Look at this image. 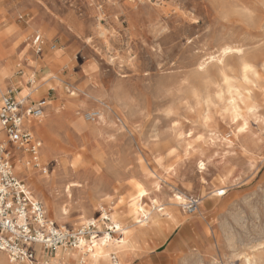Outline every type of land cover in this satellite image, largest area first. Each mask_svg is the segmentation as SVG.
Instances as JSON below:
<instances>
[{
	"label": "rangeland",
	"instance_id": "374dc122",
	"mask_svg": "<svg viewBox=\"0 0 264 264\" xmlns=\"http://www.w3.org/2000/svg\"><path fill=\"white\" fill-rule=\"evenodd\" d=\"M37 35L44 40L39 55L33 45ZM219 38L243 46L264 78L263 0H0V43L6 51L12 49L9 59L14 63L5 93L22 90L25 96L47 73L60 74L67 91L77 92L78 97L69 100L63 93L59 104L76 105L80 114L90 115L99 107L92 95L102 94L126 118L124 122L105 109V121L94 123L104 139V166L81 165L76 175L58 182L55 189L38 185L35 191L25 181L50 219H54L50 203L67 204L68 181L83 186L72 190L73 203L68 205L71 219L77 220L80 211L75 206L82 203L91 209L92 182L87 173L100 178L101 184L116 186L118 194L112 188L109 194L124 199L134 194L127 184L132 178L145 185L159 204L167 205L170 196L182 192L199 199L201 206L195 213L184 209L187 219L165 241L156 231L139 239L140 247L128 258L117 256L122 264H245L246 257L257 255L260 260L264 254V89H256V113L246 114L248 129L240 133V119H234L217 97L223 87L220 60L224 59L228 76L238 81L240 59L236 54L220 57ZM43 55L57 58L35 67L30 64V56ZM52 83L41 84L39 90L46 93L37 101L47 97L57 103ZM206 98L211 101L209 110L203 105ZM62 128L59 133L65 132L66 124ZM17 150L11 151L14 173L24 183ZM198 160L206 164L202 174L196 167ZM154 173L162 177L157 192ZM111 175L125 178L124 186ZM144 203L153 206L151 200ZM80 225L73 221L66 226L77 230ZM58 251H42L43 261H50Z\"/></svg>",
	"mask_w": 264,
	"mask_h": 264
},
{
	"label": "bare ground",
	"instance_id": "6f19581e",
	"mask_svg": "<svg viewBox=\"0 0 264 264\" xmlns=\"http://www.w3.org/2000/svg\"><path fill=\"white\" fill-rule=\"evenodd\" d=\"M32 31L34 30L32 29ZM45 34L47 38L50 37L49 33L46 30ZM217 44L219 47L220 57L225 58L226 56L228 57V55L231 56L233 54H236V56L238 55L240 59V75L238 81H235L234 79H231L228 76V73L225 69L226 66H224L223 63L224 59L220 60L222 63L220 74L222 76L221 81H223V87H221L220 91L217 93V97L220 102L224 101V103L226 104V110L231 113L234 119H240L241 124L239 131L240 133L244 134L248 129V121L246 118V114L256 113L257 107L255 104L254 95L256 89H264V78L262 77L261 73L255 68L251 59L245 55L243 46H240L234 41L226 40L225 38H219L217 40ZM3 45L4 43H0V80H5V82L3 84H0V94L4 92L3 90L6 85V80L11 76L10 70H13L14 68V63L11 62V59H9L12 55V49L6 51L7 48ZM24 51L26 50L24 49ZM21 53H23V51ZM29 58L31 59L30 64L35 67V65H37V63L41 61L52 62V59H56L57 55H53V58H50V56L46 57L45 55L34 58L33 56H30ZM200 67L203 71V65H201ZM47 81H53L52 86L53 89L56 91V97L58 98V101L57 103L50 101L49 107L47 108L45 115L36 124L39 128L38 131L44 137L45 140V149L40 152L39 164L42 168L47 170L48 174H43L40 170L35 171L32 163L30 162V157L28 154L22 153V155H20V152L18 150L14 151L16 155L17 164L20 165V177L24 179V181H27L28 184L31 185V187L35 191H38V185L43 186V188H45V186L51 185V188L55 189V185L58 182L66 180L69 177L71 178L76 172L77 167L81 165L89 167L92 162H95L101 166H104V164H106L105 151L101 142V140L104 139H101V137L98 136V134L96 133V125H94V123L98 119L100 120L99 123L105 121V109H108V111H112L113 114L115 113L122 121L126 122L125 115L123 114V111L120 110L121 108L119 109L116 104H113L108 100L104 99L105 95L102 96L101 93V95H92V98L95 99L97 103H99V107L96 112H91L90 115H86L83 113L80 114L79 109H77L78 107L76 105L73 106L70 104H59L61 94L63 93L65 94V96H67V99L69 100H73L74 97L78 95L77 92H74L72 90L67 91V89L64 87V81L61 79L60 74L50 72L47 73L43 82L29 89L26 92L25 96L28 97V99L32 98L36 100L44 92L43 90H39L41 84L47 83ZM118 102H120V100ZM203 105H205L206 109L209 110V108L211 107V101L206 98L205 100H203ZM108 119L110 120L109 116ZM65 124V132L59 133L58 131H60V129L64 130L62 127H64ZM106 130H108V128ZM117 132L118 131H116V133ZM0 139H2V133H0ZM105 140L108 141L107 139ZM4 143L6 146L7 141ZM84 146H86V151L83 154L80 153L79 150ZM111 148L112 146L109 149ZM109 154H111L110 151ZM109 154H107V156ZM156 161L158 164H161L162 159L157 158ZM201 165H203V167H201ZM196 167L200 174H202L206 170V164L203 160H198ZM36 173H40V175L35 176ZM153 175L155 177V187L153 186V188H155L157 192L160 190L159 183L162 180V177L158 174L156 175L155 173ZM87 176L90 177L89 180L92 182L89 190L92 192V198H90L91 209L87 207L86 204L80 203L77 207H75L76 210L80 211V216H78L79 218L77 220L71 219L69 211L71 207L69 208L68 205H71L73 203L72 190L74 188L83 187L80 183H76V180L75 182L68 181L69 184L67 185L65 183L66 186L64 187V197L66 198L65 200L67 204L65 203L63 205H60L50 203V206L54 216L53 220L57 223L67 225L74 221L78 224H81V227L90 222L97 223V228L99 231L98 238L93 240V244L85 241L79 247L73 248L69 252H63L62 249H59L57 257L51 262L47 263L46 261L44 262L42 259L43 255L40 248L41 246L39 247L37 245L36 257L37 260L40 261V264H64L65 262H68L69 264H122V262L119 260V258H117V256H120L122 258H128V255H130L134 251L136 246H139V239L146 237V235L150 231L160 232L159 234L161 235L162 240L165 241L168 235L172 233L174 229H176L188 217L187 215H185L186 213L183 212V210L186 209L187 201L190 199L189 196H187L185 193L180 192L179 194H174L170 196L167 205L159 204L161 201L158 200V198L152 197L151 192L145 187V185L139 182V180L130 178V180L127 181V184L132 188L134 194L125 199L122 197L118 198V196H116L118 192L116 191L119 189H117L116 186H110L109 184H106L104 182H102L101 184L102 180L96 175H92L91 172L87 173ZM112 177L116 180L117 184L120 187L124 186V181H126L125 178L119 175H115ZM145 177L147 176L145 175ZM89 180L87 181L89 182ZM60 186L62 187V185ZM25 188L28 191L30 190V188L26 184ZM111 188L112 191H115L116 195L109 194L108 191L111 190ZM141 192H143V195L141 194ZM81 194H83L82 191ZM33 197L36 200L38 199L36 198L37 196ZM145 200H151L153 206L147 208L144 203ZM92 211L98 213L99 216L93 218L90 214ZM104 218L108 219L109 222H106ZM128 220H130V223H127ZM66 225L60 226L65 227ZM103 226H106V228H113L114 236L110 237L107 232L103 229ZM149 228H151L152 230ZM259 249L263 248L261 247ZM6 255L7 254L0 252V264H9L8 262L14 264V262H12L10 259L9 261H6ZM261 256L262 257H260L259 261L256 260L259 257L258 255L255 259L253 256L246 257V263L264 264V254Z\"/></svg>",
	"mask_w": 264,
	"mask_h": 264
},
{
	"label": "built area",
	"instance_id": "2783aa9c",
	"mask_svg": "<svg viewBox=\"0 0 264 264\" xmlns=\"http://www.w3.org/2000/svg\"><path fill=\"white\" fill-rule=\"evenodd\" d=\"M33 45L39 55L43 51L44 40L37 35ZM47 107L46 98L31 103L17 97L12 90L0 97V127L7 137V144L28 154L33 167L43 174L47 170L39 164L42 141L25 123L41 119ZM11 155L10 149L0 142V252L7 254L14 263L38 264L34 246L51 252L77 248L85 241L93 244V240L98 238L97 223L90 222L72 230L53 222L44 204L34 199L24 183L15 176ZM200 205L199 199L190 198L186 209L195 213ZM105 231L110 237L114 236L113 228H106Z\"/></svg>",
	"mask_w": 264,
	"mask_h": 264
},
{
	"label": "crops",
	"instance_id": "0c3cea01",
	"mask_svg": "<svg viewBox=\"0 0 264 264\" xmlns=\"http://www.w3.org/2000/svg\"><path fill=\"white\" fill-rule=\"evenodd\" d=\"M21 71H19V73H20ZM12 76V75H11ZM10 76V77H11ZM24 77V76H23ZM3 81V83L5 82V80H2ZM3 83H1V80H0V84H3ZM5 92H3V93H1L0 94V97H1V95H3ZM21 93H22V90L18 93L17 91H16V95H17V97H20V98H26L29 102H31V103H33V102H37V100H30V99H28V97H26V96H23V95H21ZM46 99L48 100V107H49V103H50V99L49 98H47L46 97ZM56 100H58V98H56ZM56 100H54V101H56ZM47 107V108H48ZM47 110V109H46ZM46 113V112H45ZM40 120V119H39ZM39 120H31V121H26V127H28V128H30L34 133H35V135H36V137H38L44 144H43V147H42V150L40 151V152H42L44 149H45V140H44V137L40 134V132L38 131V125L36 124ZM0 133H2V139H0V142H2V143H4V142H8V140H7V137H6V135H5V133L2 131V128L0 127ZM5 144V143H4ZM9 145V146H8ZM8 145H6L9 149H10V151H12V149L14 148L15 149V147L13 146V145H11V144H8ZM19 151H21V150H19ZM22 152V151H21ZM23 153V152H22ZM11 154H12V152H11ZM16 173V172H15ZM47 174H48V172H47ZM18 177V176H17ZM19 178V177H18ZM24 181V180H23ZM24 183H25V181H24ZM26 184V183H25ZM75 207H77V206H75ZM52 221H54L53 219H51ZM54 222H56V221H54ZM57 223V222H56ZM57 224H59V225H66V224H62V223H57ZM40 247V246H39ZM34 250L36 251V248H37V246H34ZM41 248V247H40ZM41 251H42V248H41ZM57 255H58V252H57ZM57 255L54 257V258H50V261H48V262H51L52 260H54L56 257H57ZM36 256H37V252H36ZM47 262V261H46Z\"/></svg>",
	"mask_w": 264,
	"mask_h": 264
},
{
	"label": "snow or ice",
	"instance_id": "6c2138e0",
	"mask_svg": "<svg viewBox=\"0 0 264 264\" xmlns=\"http://www.w3.org/2000/svg\"><path fill=\"white\" fill-rule=\"evenodd\" d=\"M201 167H203V165H201ZM141 194L143 195V192H141Z\"/></svg>",
	"mask_w": 264,
	"mask_h": 264
}]
</instances>
